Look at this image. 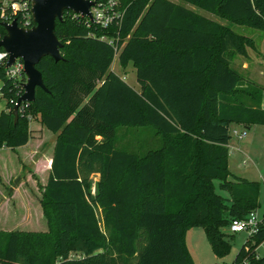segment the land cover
I'll list each match as a JSON object with an SVG mask.
<instances>
[{
	"label": "trees",
	"instance_id": "obj_1",
	"mask_svg": "<svg viewBox=\"0 0 264 264\" xmlns=\"http://www.w3.org/2000/svg\"><path fill=\"white\" fill-rule=\"evenodd\" d=\"M186 1L264 31V0ZM119 8L108 27L65 10L55 28L63 58L38 63L47 90L37 87L17 121L27 78L0 62L7 99L0 149L28 144L32 118L56 135L41 198L48 231L0 229L5 264H194L191 227L202 226L223 257L233 219L260 206V182L234 174L228 162L231 126L264 124L262 85L232 66L253 39L175 0H120ZM23 15L0 0V39L4 23L22 25ZM115 47L120 65L136 68L140 89L112 69ZM128 127L153 130L157 146L144 153L120 146L118 131ZM263 242L264 216L234 262L214 264H264L256 251Z\"/></svg>",
	"mask_w": 264,
	"mask_h": 264
},
{
	"label": "rangeland",
	"instance_id": "obj_2",
	"mask_svg": "<svg viewBox=\"0 0 264 264\" xmlns=\"http://www.w3.org/2000/svg\"><path fill=\"white\" fill-rule=\"evenodd\" d=\"M8 1L10 0H3V2ZM175 1L192 7L197 12L214 20L228 24L237 33L253 39L254 45L248 46L245 54H237L232 66L261 84L264 92V31L242 23L231 22L218 14L190 4L186 0ZM245 64L248 67L245 68ZM112 69L123 76L130 85L140 89L136 68L131 63L124 69L116 55ZM2 83L0 79V88ZM6 106L7 99L0 91V112ZM30 127L32 138L28 145L15 150L0 149V206L6 209L3 210L4 213L0 211L1 230L48 231L41 198L49 175V164L53 156L56 135L46 128L41 129L40 122L33 118L30 121ZM233 128L238 129L239 132L245 131V136L240 139L231 132L229 169L236 175L260 182V206L257 209V214L261 219L264 216V124H254L249 128L243 124H234L231 126V129ZM157 138L153 130H149L148 127H128L118 131V144L130 150H137L139 153H144L149 147L157 146ZM143 141H147L145 142L146 146H142ZM6 156L10 158L8 167L5 166L8 163ZM99 178L98 173L91 176L90 191L92 195L96 194ZM215 189L218 193L227 195V192L220 188L219 181H215ZM248 237L249 233L246 230L234 232V236L230 238V251L223 257L214 253L202 226H194L187 231L186 243L194 264H214L222 261L232 263ZM24 241L30 243L32 237L28 235ZM256 251L258 254L264 253V242Z\"/></svg>",
	"mask_w": 264,
	"mask_h": 264
},
{
	"label": "water",
	"instance_id": "obj_3",
	"mask_svg": "<svg viewBox=\"0 0 264 264\" xmlns=\"http://www.w3.org/2000/svg\"><path fill=\"white\" fill-rule=\"evenodd\" d=\"M34 26L23 27L16 19L5 22L6 34L0 39V48L8 54L7 66L17 58L24 61V73L27 80L23 83L24 92L14 107L15 120L19 119V107L23 102H32L36 98L37 87L47 90L43 74L37 67L45 56H52L56 61L63 58L62 42L57 37L56 21L63 20L65 10L92 18V0H30Z\"/></svg>",
	"mask_w": 264,
	"mask_h": 264
},
{
	"label": "built area",
	"instance_id": "obj_4",
	"mask_svg": "<svg viewBox=\"0 0 264 264\" xmlns=\"http://www.w3.org/2000/svg\"><path fill=\"white\" fill-rule=\"evenodd\" d=\"M95 1V5L91 7V13L92 18L83 16L88 18V20L91 23H95L98 25H101L103 27H108L114 22H117V20L121 17L122 11L119 8L120 0H92ZM5 5H10L14 11V13H17L19 10L24 11V19L23 24L21 26L23 27H32L34 26V21L31 13V7L32 2L30 0H10L8 2H4ZM75 15H80L79 13L74 12ZM33 21V22H32ZM11 22V21H8ZM20 25V24H19ZM102 39L108 40L110 43L115 44V41L113 39H109L106 36H102ZM116 55L119 54L120 48L115 47ZM8 60V54L3 49L0 51V62L5 61L7 64ZM8 74L11 76H16L24 72V61L21 58H17L15 62L12 64V66L8 67ZM231 132L238 136L240 139H242L245 136V131L239 132L238 129H231ZM260 217L257 214V211L250 212L246 217L244 218H236L233 219L231 225H230V231L232 232H239L246 230L249 235L254 234L257 232L259 223H260ZM71 258L74 257H81L80 254L72 253L70 255ZM0 264H5L0 260Z\"/></svg>",
	"mask_w": 264,
	"mask_h": 264
},
{
	"label": "crops",
	"instance_id": "obj_5",
	"mask_svg": "<svg viewBox=\"0 0 264 264\" xmlns=\"http://www.w3.org/2000/svg\"><path fill=\"white\" fill-rule=\"evenodd\" d=\"M189 8H192V7H189ZM192 9H194V8H192ZM195 10V9H194ZM244 67L246 68V67H248V65L247 64H245L244 65ZM262 106L264 107V92H263V102H262ZM41 129H44L45 127H43L42 125H41V127H40ZM30 142V141H29ZM29 144V143H28ZM28 144H26V145H28ZM54 144H55V142H54ZM26 145H24V146H21V147H25ZM21 147H18V148H21ZM3 149H6V148H3ZM53 149H54V146H53ZM242 152V151H241ZM242 153H244V152H242ZM7 158V161H8V163L7 164H5V166L6 167H8V164H9V156H6ZM6 161V160H5ZM245 162H247V161H245ZM6 163V162H5ZM50 165H51V160H50V164H49V168H50ZM243 177V176H242ZM246 178H248V177H246ZM249 179V178H248ZM251 180H253V179H251ZM6 210V209H3V207L2 206H0V211H2L3 213H4V211Z\"/></svg>",
	"mask_w": 264,
	"mask_h": 264
}]
</instances>
